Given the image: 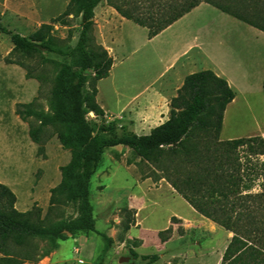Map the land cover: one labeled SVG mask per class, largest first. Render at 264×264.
<instances>
[{
	"label": "rangeland",
	"instance_id": "374dc122",
	"mask_svg": "<svg viewBox=\"0 0 264 264\" xmlns=\"http://www.w3.org/2000/svg\"><path fill=\"white\" fill-rule=\"evenodd\" d=\"M69 1L0 0L1 163L8 174L27 181L31 171L39 165L44 166L47 172L55 169L57 174L60 172L61 180L65 176L66 181L64 188L55 194L53 204L50 203L41 214L42 225L61 231V235L24 233L23 242L13 240L10 243L11 254L7 256V263L222 264L223 253L233 233L195 211L165 178L159 179L161 171L123 145L107 149L90 178V200L96 228L107 234L110 240L92 231L73 235L68 230L79 216L82 190L79 175H85L89 165L78 128L62 124L56 118L60 113H73V86L77 70L45 48L33 56L14 50L11 34L2 28L30 36L42 24H50L47 32L51 43L57 48L72 47L82 28L81 15L74 11L59 21H51L64 12ZM193 1L196 0L112 2L134 16L148 19L171 17ZM109 6L113 7L110 1H101L96 9L97 19ZM114 11L119 17V12L115 8ZM136 31L135 38L139 39L142 31ZM94 35L98 42L96 30ZM244 40H233L236 41L234 45L242 49V54H254L251 44ZM27 70L33 78L26 77ZM86 73L92 75L91 70ZM98 85L101 88L99 104L105 110V116L100 118L93 111L86 115L95 128L94 135L98 141L133 132L145 134L162 123L157 108L143 107L139 100H130V86L126 87V83L118 84L116 94L112 77L99 81ZM87 86L90 87L89 84ZM32 101L30 108H22L27 117L24 121L16 114V103ZM147 112L153 116L150 122L144 119L148 115L143 116ZM21 121L24 123L22 127ZM30 124L44 143V156L38 155V145L35 153V145L27 133ZM260 125L264 126V93L258 90L250 97L239 98L231 108L221 138L228 140L232 136H244ZM101 126L110 128L102 131ZM60 130L65 132L67 148L58 136ZM217 155L214 157L216 162L219 161ZM228 155L224 164L229 174L241 179L238 189L242 194L260 191L261 178L257 172L263 156L247 145L237 146ZM36 156L46 161H39ZM62 166H68L64 174L60 169ZM45 169H38V178L46 173ZM243 184L249 185V188L246 189ZM25 196V193H20L22 199ZM229 198L234 200L235 195L230 194ZM173 216L178 220L172 221ZM169 227L173 231L165 233L164 239L160 232ZM130 250L141 256L147 255L149 259L134 258ZM154 255L158 256L156 260L151 259ZM3 256L0 253V257Z\"/></svg>",
	"mask_w": 264,
	"mask_h": 264
},
{
	"label": "trees",
	"instance_id": "16d2710c",
	"mask_svg": "<svg viewBox=\"0 0 264 264\" xmlns=\"http://www.w3.org/2000/svg\"><path fill=\"white\" fill-rule=\"evenodd\" d=\"M102 0H70L62 14L51 21H59L74 11L81 15V31L74 46L57 48L54 46L47 29L50 24L41 27L30 36L11 32L14 50L29 56L36 55L45 48L56 53L57 57L73 66L75 83L73 86L74 108L71 115L60 113L57 120L66 125L76 126L87 151L88 172L79 175L81 181V199L79 216L68 229L73 235L77 232H96L106 240L107 234L96 228L94 208L90 200V178L99 166L103 153L118 145L129 147L141 160L147 161L161 171L159 179L165 178L172 187L200 214L231 231L233 236L227 245L222 264H264V137H242L221 140L225 110L236 97L235 90L229 82L206 69L188 74L177 95L170 100L169 118L152 128L147 134L129 133L119 137H110L98 141L94 135L95 128L86 115L93 111L98 117L105 116V110L97 100L98 82L109 76L114 59L109 51L95 39V8ZM120 15L131 19L149 29V36L157 35L165 27L189 12L200 0L191 2L177 14L168 17H151L143 19L134 16L120 5L108 0ZM222 10L250 23L264 31V0H206ZM23 66V65H22ZM91 70L92 75L86 73ZM27 78H33L29 70ZM38 80H41L38 78ZM90 85V87L87 86ZM264 92V79H263ZM32 102L16 103V114L27 121L22 108H30ZM110 126H101L108 130ZM29 135L38 145V155L44 156L45 146L30 124ZM58 136L64 147H68L65 132L60 130ZM247 145L255 153L263 156L257 175L260 179V191L242 194L238 188L240 178L229 174L224 158L237 146ZM219 158L216 162L214 155ZM73 163V160L69 165ZM68 166L60 169L65 173ZM66 185L65 176L58 186L51 189L53 204L55 194ZM246 189L249 185L243 184ZM230 194L235 195L231 200ZM16 194L0 182V264H8L7 256L13 240L23 242V234L36 236H60L61 231L42 225V208L35 204L32 209L21 212L15 207ZM173 220H178L175 216ZM29 231V232H27ZM172 227L160 232L171 233ZM134 258L149 259L130 250ZM157 255L151 257L156 260Z\"/></svg>",
	"mask_w": 264,
	"mask_h": 264
},
{
	"label": "crops",
	"instance_id": "0c3cea01",
	"mask_svg": "<svg viewBox=\"0 0 264 264\" xmlns=\"http://www.w3.org/2000/svg\"><path fill=\"white\" fill-rule=\"evenodd\" d=\"M97 7L94 20L98 43L114 59L109 76L100 81L112 77L115 94L118 84L126 83V87L130 86V100H139L143 107L157 108L162 123L169 118L171 98L177 95L185 77L193 72L211 69L225 78L236 92V97L224 113L221 140H224L221 134L228 115L239 98L250 97L258 90L263 92L264 31L216 5L200 0L189 12L153 37L149 36L147 27L119 13V17L116 16L114 8L110 6L97 19ZM137 29L142 31L139 39L135 38ZM243 38L251 44L254 54H242V49L234 45ZM98 89L99 102L101 88ZM144 115H148V112ZM152 117L148 115L144 119L150 122ZM21 122L22 127L24 123ZM252 136L264 137V126L260 125L255 131L244 136H232L228 140ZM33 143L36 153L37 144ZM40 168L45 169L39 165L31 171L27 181L23 177L8 174L0 160V182L16 194L15 207L21 212L32 209L35 204L45 212L50 206L51 189L61 182L62 176L55 169L49 172L45 169L46 173L38 178L36 173ZM20 193H25V198L22 199Z\"/></svg>",
	"mask_w": 264,
	"mask_h": 264
}]
</instances>
